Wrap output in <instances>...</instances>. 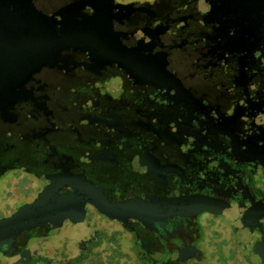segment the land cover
Here are the masks:
<instances>
[{
  "label": "flooded vegetation",
  "instance_id": "flooded-vegetation-1",
  "mask_svg": "<svg viewBox=\"0 0 264 264\" xmlns=\"http://www.w3.org/2000/svg\"><path fill=\"white\" fill-rule=\"evenodd\" d=\"M102 232L264 264V0H0V257Z\"/></svg>",
  "mask_w": 264,
  "mask_h": 264
},
{
  "label": "trees",
  "instance_id": "trees-1",
  "mask_svg": "<svg viewBox=\"0 0 264 264\" xmlns=\"http://www.w3.org/2000/svg\"><path fill=\"white\" fill-rule=\"evenodd\" d=\"M84 244V247L80 249L77 255L70 256L67 251V245L64 244L54 253L45 251V254H43L41 252L23 264H120L122 262L120 261L121 257L126 255L122 254L115 236L113 234L108 236L106 232L99 233L95 240ZM102 244H106L111 251V254L106 256V258L100 251H96V248Z\"/></svg>",
  "mask_w": 264,
  "mask_h": 264
},
{
  "label": "rangeland",
  "instance_id": "rangeland-1",
  "mask_svg": "<svg viewBox=\"0 0 264 264\" xmlns=\"http://www.w3.org/2000/svg\"><path fill=\"white\" fill-rule=\"evenodd\" d=\"M85 206V204H81V205H79L78 206V208H81V207H84ZM98 219H100V218H98L97 217V220ZM78 224V223H77ZM69 227H71V226H69ZM65 233H71L70 234V237L72 236V238H78V239H81V240H83L84 238V236H85V231H84V227L82 226V225H77V226H74V227H72V228H68V229H65V230H63V232H62V235H64ZM97 234V233H96ZM61 235V234H60ZM61 235V236H62ZM78 235V236H77ZM81 242V241H80ZM61 243L59 242L58 243V241L57 242H54L53 244H46V245H50V246H52L51 248H47V249H45V250H47L49 253H52V250L55 248V247H57L58 245H60ZM76 243L73 241V240H71L70 242H69V245H67V250H68V253L70 254V256H72V253H73V251H74V249L76 248ZM37 248H38V246L37 247H35L34 249H35V251H37ZM0 264H4V259L3 258H1L0 257Z\"/></svg>",
  "mask_w": 264,
  "mask_h": 264
},
{
  "label": "water",
  "instance_id": "water-1",
  "mask_svg": "<svg viewBox=\"0 0 264 264\" xmlns=\"http://www.w3.org/2000/svg\"><path fill=\"white\" fill-rule=\"evenodd\" d=\"M92 38H93V39H97L96 36H94V35H92ZM91 40H92V39H91ZM92 41H93V40H92ZM95 43H96V41H95ZM91 44H92V43H91ZM95 49H96V48H95ZM98 54H99L100 56L102 55L101 52H98Z\"/></svg>",
  "mask_w": 264,
  "mask_h": 264
}]
</instances>
